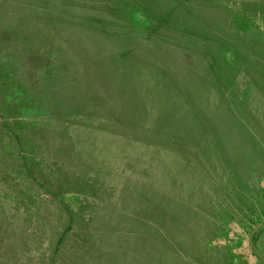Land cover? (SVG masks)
I'll list each match as a JSON object with an SVG mask.
<instances>
[{
	"label": "rangeland",
	"instance_id": "rangeland-1",
	"mask_svg": "<svg viewBox=\"0 0 264 264\" xmlns=\"http://www.w3.org/2000/svg\"><path fill=\"white\" fill-rule=\"evenodd\" d=\"M18 2L20 0H0L1 22L7 23V20L3 19V17L7 18L8 14L12 12H17V10L20 13L24 12L23 9H18ZM28 12L26 11L19 17L16 15L15 23L20 22L21 18L24 19L23 15ZM218 18L220 19V16ZM252 21L256 22L255 20ZM17 28L13 33L5 36L16 39L18 48L14 49V52H10L6 45H0V62L5 65L14 64L22 53H32L34 55L38 52L34 47L35 41H33V45L26 43L27 41L25 40H28L30 33L25 31L23 24ZM0 39H3L1 33ZM58 42L68 44L71 40L66 39L63 35ZM72 43L77 49L83 48V45L78 41ZM180 55L183 57L182 63L184 61L189 63L190 68L192 67L196 70V64L200 65L199 70L204 67L202 58L186 53ZM107 67L102 66L100 70ZM14 69L16 70V68L8 67L7 71L14 74ZM58 69L54 70V72L57 73ZM80 69V66L72 64L64 67L65 72H77ZM203 73L205 72L203 71ZM32 75L29 74L28 77H32ZM71 75H65L67 77L65 78L66 82L71 86V89L63 88L59 83L52 89L46 87V94L42 96V87H45V83L40 81V83L36 84V88L30 90L26 88L27 93L22 87L18 92L24 95H18L9 90V81L5 78L4 70L0 65V114L3 117L5 116V123L8 127L16 128L17 130L22 126L27 132L30 128H36L41 125L48 130L47 137L52 139L60 135L57 132L56 122L63 123V126L68 127V130L73 125H77L76 122H78L77 126L81 127L82 130L88 126L92 127V125H95L102 130V133L106 131L110 135L109 138L99 137L97 143L92 142L91 144L85 143V138L74 135L75 138H82L84 141L78 144L74 143L75 139L64 138L67 145L65 144L64 146L61 144L62 141H58L59 143H53V148L49 145V148H45L46 150H44L45 146L41 148L39 145L33 144L34 142H31L32 145H30V142H24L23 147H21L19 143L10 141L8 136L7 139L5 138V140L0 142V241L2 245L6 242L3 239L10 231L14 220L19 222L22 220L25 222L23 226L28 232L38 231L39 227H41V229L44 228L49 237H53V246L48 251V255L42 258L40 264H55V251L58 247L56 244L57 232L63 223L60 226L55 223L47 226L46 222L49 221L50 224L51 221L55 220L57 222L64 221V218H69L68 209L76 217L77 214H79L78 217L83 216L84 220L82 223H84L87 218V212L86 208L81 209L80 206L84 201L77 199L75 193L100 189L98 200L116 205L118 209L117 212H114L115 215L111 217L112 220L108 224L104 220H101L100 224V220H98L97 222L95 221V229L85 227L86 231H105L107 227L111 230L109 237L104 233L105 239L98 234L100 236L98 240L103 241L102 243L98 244L93 240L96 247L103 254L97 264H166L162 258L163 255H156L159 250L161 251V248L154 244L151 239H146V231H151L150 236H153V231L160 232L162 230L164 232L162 242L167 245V241L170 240L168 235H170L174 221H172L171 214L167 210L168 202L164 196L160 204L161 208L152 210V204L157 198L162 197V194L149 189L151 186L161 189L168 186L170 179L165 176L171 164V156L168 154L165 156V153L162 152L164 150L163 147L172 146L176 152L181 151L184 155L188 154L190 156L196 150H199L201 146V143H199L201 138H198L201 130L199 126L201 123L208 124L206 115L210 116L212 114L210 112L218 108V104H220L212 92L216 86L209 83V81L199 78L195 79L196 76L193 78L194 74L191 72L186 73L183 71L175 81L165 79L146 80V95L144 97H134L133 95H127L128 91L120 86L122 84L121 80L109 79L102 74H98L94 79L83 82L78 89L75 88V81L73 78L71 79ZM19 76L20 73L14 76V79L17 80ZM260 76L262 78L259 76L256 78L260 90L245 89L246 98L244 97V102L250 113L263 116L264 68L260 70ZM255 77L251 75V83ZM244 79L247 80L246 78ZM18 81L23 83L21 80ZM249 82L247 81L248 86L251 85ZM25 84L31 87L30 84ZM88 85L95 86L96 91L91 95L85 94L88 90ZM176 87L180 90H174ZM241 89L244 88H239L240 91ZM166 90L167 92H165ZM181 93L190 95L194 104L201 110V118L196 120L194 117L184 115L181 111L170 112L164 117L166 110L158 113L154 118L151 117V111L153 110L151 105L165 102L170 105L180 104L182 103ZM241 93L244 95L243 91ZM37 94H39L37 96L39 100L37 99V104L35 98L34 108L36 106L39 107L37 108L38 112H35L38 116L31 113L29 116L31 119H27L26 113L31 111L29 105L31 100H33L32 97H36ZM62 95L65 96L73 109L86 114V116L74 120L69 114H65L62 111L57 112L58 107H55L54 104L57 105V99L62 98ZM137 103H146V109L141 108L139 105L135 106ZM17 110H19L18 115L22 118L21 122L14 120L17 116L15 114L18 113ZM208 111L209 113H206ZM259 120H262L264 126V118ZM189 123H193L190 124L192 127L188 126ZM223 131H226L224 132L226 133L225 135ZM6 133L8 135V132ZM258 133L259 130L254 126L246 125L243 129L229 126L225 130H216V135H222L220 144L215 143V138L211 137L209 139L210 143L208 145L204 144L203 148L206 147L205 150L211 149L206 156L209 157L208 160L213 167L219 168V157L217 155L221 157L224 154V157L228 155L233 158L232 155L240 156L245 154L243 146L252 144L251 142L254 141ZM18 135L14 134L13 136L16 137ZM23 140L27 141L26 139ZM178 140L184 142L174 143L178 142ZM22 148L26 150L28 155L30 154L27 156L26 163V157H20L21 159H19L17 156L15 158V152L22 150ZM247 154L249 153L247 152ZM236 159L233 163L237 164L238 167L241 162H244L242 167H246V164H248L246 171L255 172L261 165V162H258L256 166L255 161L249 163V161H244L240 158ZM252 159H254V156H252ZM222 163H226L225 159ZM89 165H93L97 173L100 174L94 177L97 180H90L88 174L83 171L80 175L83 178H88L87 184L83 183L78 186L67 187L71 181L75 180L71 172H80V167ZM66 166L68 168H65ZM30 173L32 176H30ZM86 174L87 177L85 176ZM25 183L29 184L31 189ZM260 184L264 190V181ZM23 186L26 188L24 189ZM37 186L38 188L50 187L52 197L49 198L47 196L49 194L46 195V193L42 192L43 190L37 194ZM28 194L30 197L26 196ZM55 196H61V202ZM146 198H149V200ZM160 210L161 214H159ZM39 216L41 223L35 221V218ZM103 216L104 213L102 212L101 217ZM151 218L153 219L151 220ZM150 220L159 223L160 226L153 225L150 228H146L147 223L150 225ZM261 220L264 222V212L259 218L253 220L250 226L239 228L234 224L230 225V231L234 233L232 235L228 234L227 239L230 240V243L227 244V249L229 248V254L233 257V264H262L248 245V240L250 239L252 247L264 260V231L258 240V248L254 247L252 239L253 234L256 232L254 228L263 223L260 222ZM93 235L95 233H92L91 236L94 237ZM215 243L220 245L222 242L220 240L215 241ZM221 246L226 248V244H221ZM161 252L163 253V251ZM218 253L219 251H215L216 256H218Z\"/></svg>",
	"mask_w": 264,
	"mask_h": 264
},
{
	"label": "trees",
	"instance_id": "trees-1",
	"mask_svg": "<svg viewBox=\"0 0 264 264\" xmlns=\"http://www.w3.org/2000/svg\"><path fill=\"white\" fill-rule=\"evenodd\" d=\"M128 2L132 3L133 6L127 5ZM120 3L122 4H119V7L125 6L122 7L123 9L117 8L123 13L120 18H124L123 21H120V25L128 30L132 29V26L138 28L140 34L146 35L148 42L156 45L155 51L162 52L167 56L186 53L204 58L205 60L202 59L204 67L201 70L194 71L188 67L182 70L194 74L192 76L193 78L196 76L195 79H203L215 85L216 87L212 92L220 103L218 108L210 112L212 113L210 116L205 114L208 124L201 123L199 126L201 130L198 138H201L199 140L201 146L193 155H184L181 151L176 152L172 146L163 147L162 152L165 153V156L167 154L171 156V164L165 176L170 180L168 186L163 189L151 186L149 190L162 194V197L157 198L153 204L151 203L152 210L161 208L163 196L168 202L167 210L171 214L172 221H174L170 235H168L171 242L170 240L167 241V245L162 242L164 236L162 230L160 232L153 231V236H150L151 231H146V239H151L154 244L161 248L163 253L159 250L156 255H163L162 258L166 264H233V257L229 254V248L227 249V244L230 243V240L227 239L228 234L234 233L230 231V225L234 224L239 228L250 226L251 222L259 218L264 212V190L260 186V183L264 181V126L262 120H259L264 118V115L258 116L250 113L244 102V97L246 98L245 89L260 90L256 78L257 76L262 78L260 70L264 68V0H146V2L121 0ZM143 27L146 28V31H143ZM0 65L4 70L5 78L9 81L11 92L21 95L22 93L18 91L22 87L26 93V88L28 90L36 88V85L31 84V81H23L22 83L13 80L14 76L20 72L15 63L5 65L0 62ZM196 66L199 68L200 65L196 64ZM8 67L16 68L17 71L14 69V74H12L7 71ZM251 75L256 76L252 83L250 81ZM164 76L165 80H176L165 75V73ZM247 81H250V86L247 85ZM29 82L31 87L25 84ZM41 82L45 83V87H42V96L46 94V87L52 89L59 84V82L54 84L53 81L49 80ZM241 87L244 88L241 89L244 95L239 90ZM177 89L179 88H174V90ZM38 95L32 97L33 100H31L29 109L34 108L35 98L38 104ZM180 96L182 103L167 107L164 117L170 112L181 111L184 115L194 117L196 120L201 118V110L194 104L190 95L181 93ZM59 99L61 98L57 99V104ZM17 112L14 120L21 122L22 118L18 115L19 110ZM35 112L28 111L26 113L27 119H31L29 117L31 113L38 116ZM65 114L71 115L74 120L86 116V114L75 109L68 113L65 112ZM1 115L0 142L5 138L7 139L8 136L10 141L19 143L21 147H23L24 142H34L33 144L39 145L41 148L45 146L44 150H46L49 145L53 148V143H59L58 141H62L61 144L65 146L64 138L75 139L74 143L78 144L84 141L82 138L86 139L85 143H97L99 137L92 133L98 132V130L102 131L95 125L83 128L84 131L91 132L86 133V135L94 136L88 139L82 128L77 126L78 122L69 130L68 127L63 126V123L56 122L57 132L60 135L49 139L47 137L48 130L41 125L30 128L27 132L22 126L16 130V128L8 127L5 123V116ZM190 124L193 123L188 124L192 127ZM246 125L258 129L259 136L256 135L254 141L251 142L252 144L243 146L245 154L232 155L233 158L228 155L224 157V154L221 157L217 155L219 168L213 167L208 160L209 157L206 156L211 149L205 150L206 147L203 148V145H208L211 137L215 138V143H221L222 135H216L218 129L225 130L229 126L243 129ZM5 132H8V135ZM14 134L19 135L15 137ZM74 135L82 138H75ZM183 142L178 140L174 143ZM29 155L23 148L15 152V158L17 156L19 159L26 157L25 163ZM252 156L255 160L252 159ZM236 158L249 161V163L255 161L256 166L258 162H261V165L255 172L246 171L248 164L246 167H242L244 162H241L238 167L237 164L233 163L237 160ZM224 159L226 163H222ZM249 166L252 167L251 164ZM79 169L80 172H71L75 180L71 181L67 187L87 184L88 178L93 181L97 180L94 177L98 176L99 173L93 165L83 166ZM83 171L88 174L87 179L80 175ZM30 176H32L31 173ZM25 184L30 188L29 184ZM23 188L26 187L23 186ZM44 188L37 186V194L43 190L42 192L46 195L49 194L47 195L49 198L52 197L50 187L44 186ZM100 192L101 190L97 189L75 193L77 199L84 201L80 204L81 209L86 208L87 212L84 223H82L83 216L78 217L79 214H77L76 217L68 209L70 215L69 218H64V221L57 222L55 220L51 221L50 224L49 221L46 222L47 226L54 225V223L60 226L63 223L57 232L56 244L58 247L55 251V264H97V261L103 256L93 240L98 244L102 243L103 241L98 240L100 236L103 239L106 236L109 237L111 230L107 227L105 231H86L85 227L95 229V221L98 220H100V224L101 220L108 224L112 220L111 217L115 215L114 212H117L118 206L107 204L106 201H99ZM26 196L30 197L29 194ZM27 197L25 198L27 199ZM55 198L60 201L61 196H55ZM65 208L67 207L65 206ZM37 209L39 208L37 207ZM102 212L104 213L103 217H101ZM159 214H161V210ZM37 218L35 221L41 223L40 216ZM151 220L150 225L146 224V228L153 225L160 226L159 223ZM23 224L25 222L22 220L20 222L14 220L10 231L3 239L6 241L5 244L2 245L0 241V264H40L42 258L48 255V251L54 243L53 237H49L44 228L41 229V227L38 231L28 232ZM92 233H95L94 237L91 236ZM220 240L221 244H226V248L215 243V241ZM215 251H219L218 256H216ZM227 256L229 257L227 258Z\"/></svg>",
	"mask_w": 264,
	"mask_h": 264
},
{
	"label": "crops",
	"instance_id": "crops-1",
	"mask_svg": "<svg viewBox=\"0 0 264 264\" xmlns=\"http://www.w3.org/2000/svg\"><path fill=\"white\" fill-rule=\"evenodd\" d=\"M120 1L20 0L18 9L21 8L24 12L20 13L17 10V12L8 14L7 18L3 17L7 23L0 20V33L3 37L0 39V45H6L8 51L14 52V49L18 48L16 39L8 38L5 35L13 33L19 25L23 24L25 31L30 33L28 40H25L26 43L33 45V41H35L34 47L38 52L34 55L22 53L18 57L15 65L20 71V76L16 81H31V84L36 85L40 81L49 80L54 84L59 82L63 88L71 89V86L66 82L65 75L72 74L71 79L73 78L75 81V88L79 89L83 82L102 74L109 79L121 80L120 86L128 91L127 95L144 97L146 95V80H164V73L172 79H177L183 72L182 69L190 68L189 63L185 61L182 63L183 57L180 54L167 56L162 52L155 51L156 45L148 42L146 35L140 34L138 28L132 26V29L128 30L121 26L120 21H123L124 18L121 19L120 15L123 16V13L117 8L125 6L119 7V4H122ZM142 1L146 2V0ZM126 4L133 6L130 2ZM26 11L29 12L23 15L24 19L21 18L20 22L15 23V19ZM143 31H146V28L143 27ZM63 35L71 42L68 44L59 43L58 40ZM74 41L80 42L83 48L74 47L72 43ZM68 64L78 65L81 69L77 72H65L64 67ZM102 66L108 67L100 70ZM58 67L60 68L58 69ZM56 69H58L57 73L54 72ZM191 69L195 70L192 67ZM198 70L199 68L196 66L195 71ZM29 74H33L32 77H28ZM100 77L102 76L100 75ZM13 80L15 79L13 78ZM87 89L86 95H91L96 91L94 85H88ZM138 105L146 109V103L135 104V106ZM56 106L58 107L57 111L64 113L73 109L63 95ZM151 106H153L151 117L154 118L158 113L166 110L170 104L165 102ZM35 108H32L31 111L37 112L39 107ZM84 133L91 132L84 131ZM92 134L104 138L110 136L99 130ZM94 136L86 135L88 139ZM263 231L264 222L253 234L255 248H258L257 243Z\"/></svg>",
	"mask_w": 264,
	"mask_h": 264
},
{
	"label": "water",
	"instance_id": "water-1",
	"mask_svg": "<svg viewBox=\"0 0 264 264\" xmlns=\"http://www.w3.org/2000/svg\"><path fill=\"white\" fill-rule=\"evenodd\" d=\"M261 223L263 222V220L260 221ZM260 225H257L255 228H254V231L257 230V228L259 227ZM248 245L249 247L252 249L253 253L258 257V259L260 260V262L262 264H264V260L258 255V253L254 250V248L252 247V244L250 242V239L248 240Z\"/></svg>",
	"mask_w": 264,
	"mask_h": 264
}]
</instances>
